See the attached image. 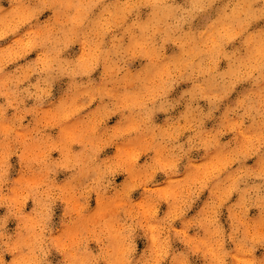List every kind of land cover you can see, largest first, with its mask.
Returning a JSON list of instances; mask_svg holds the SVG:
<instances>
[{
	"label": "clouds",
	"instance_id": "9594fccd",
	"mask_svg": "<svg viewBox=\"0 0 264 264\" xmlns=\"http://www.w3.org/2000/svg\"><path fill=\"white\" fill-rule=\"evenodd\" d=\"M262 22L0 0V264H264Z\"/></svg>",
	"mask_w": 264,
	"mask_h": 264
},
{
	"label": "rangeland",
	"instance_id": "374dc122",
	"mask_svg": "<svg viewBox=\"0 0 264 264\" xmlns=\"http://www.w3.org/2000/svg\"><path fill=\"white\" fill-rule=\"evenodd\" d=\"M262 24H264V22H262ZM73 52H78V46H76V48L75 49H73L72 50ZM140 66V62H137V64L135 65V67H139ZM223 66V65H222ZM94 75H96V74H94ZM97 76H98V74H97ZM63 83H65L66 84V81L65 82H63ZM55 94V93H54ZM115 119V118H114ZM158 119V122H162V120H163V117L162 116H160V117H158L157 118ZM115 121L113 120V122L112 123H114ZM209 126H211V124L209 125ZM111 151H114V150H110L109 151V153L108 154H111ZM55 155H58V154H55L54 153V156ZM14 163H15V160L13 161ZM251 163V162H250ZM63 178V176H61L59 179H62ZM120 179H122V177L121 178H118V182H119V180ZM163 177L162 176H158L157 177V181L158 182H162L163 181ZM206 196H207V194L205 193L204 194V197H202V201H203V199H205L206 198ZM140 198V196H139V193H136V194H134V199H139ZM202 201H201V203H202ZM199 206V205H198ZM29 207H30V203H29ZM163 210H166V206H162V211ZM195 210V209H194ZM0 211H2V210H0ZM252 214H255V212L253 211V213ZM226 211H225V213H224V216L222 217V219L224 220V221H226ZM177 226L179 227V222H177ZM8 257H6V259H7Z\"/></svg>",
	"mask_w": 264,
	"mask_h": 264
}]
</instances>
